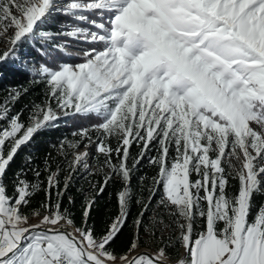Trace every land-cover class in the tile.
Returning a JSON list of instances; mask_svg holds the SVG:
<instances>
[{"label": "snow or ice", "instance_id": "obj_1", "mask_svg": "<svg viewBox=\"0 0 264 264\" xmlns=\"http://www.w3.org/2000/svg\"><path fill=\"white\" fill-rule=\"evenodd\" d=\"M57 14L69 20L52 31ZM69 40L92 47L70 52ZM0 43V78L8 65L47 86L26 120L11 114L26 88L0 101V264H264V0H0ZM33 45L41 61L21 56ZM61 119L85 124L59 159L27 155L9 194L17 155ZM93 146L103 159L90 172ZM145 159L151 176L138 175ZM77 173L103 177L79 224L63 205ZM113 180L116 211L97 232L92 211Z\"/></svg>", "mask_w": 264, "mask_h": 264}, {"label": "trees", "instance_id": "obj_2", "mask_svg": "<svg viewBox=\"0 0 264 264\" xmlns=\"http://www.w3.org/2000/svg\"><path fill=\"white\" fill-rule=\"evenodd\" d=\"M67 20H69V17L57 14L56 21L50 24L49 28L52 31H57L58 30L57 22H63ZM71 23H75V21H71ZM59 39L68 40V38L66 37H60ZM69 43L72 46L84 45L85 48L92 47V45L79 43L76 40H69ZM4 47L5 45L0 43V50H2ZM68 51L74 53L76 52L72 49H68ZM20 54L22 57L27 58L29 61L33 59L36 61L42 60V57L36 50L35 45H33L32 47H22ZM61 59L65 60L66 62L80 61L79 59H75V58L69 60L67 57H63V56H61ZM31 79L32 78L29 73L25 72L22 69L21 70L14 69L8 65L4 66L3 77L0 78V101H2L3 98L8 95L10 89L20 88L21 90H23L26 88L28 90L26 94L20 97L19 101L15 104L11 113V114H15V112L21 111L23 109V115L21 116V120L27 119L32 103L43 102L45 98V93L47 91V86L44 83H35V84L30 83ZM26 105L28 106L27 108L25 107ZM52 107L55 108L54 103L52 104ZM84 124L85 122L83 121H76L72 119H68L66 121L64 119H61L58 122L59 126L52 127L47 130H43L39 134H37L30 143V145L27 148H24L20 151V153L17 155L15 159V162L8 170L4 182L8 185L9 194L12 193L11 180H12L13 171H15L17 167L23 164L24 158L27 155H31L33 157L34 165H41L43 158L48 154H51L52 157H57V159H59L57 156V148L59 147L60 141L65 137H67L69 140L73 139L71 135L73 131H75L81 126H84ZM111 144L113 147H115L117 141L115 139H112ZM80 149H82V151L84 150L83 145H81ZM89 151H90L89 164L91 165L89 171L91 172L92 169L96 167L97 162L99 160H102L103 157L97 156L94 146ZM130 151H131V155L135 157L139 149L136 146H133ZM151 154L154 155L155 153L153 152ZM69 159H71V155H69ZM129 163H131V160L129 161ZM53 168H55V163H53ZM142 174H147L149 176L154 174V169L148 166L147 159H145L142 162L140 167V172L138 173V175H142ZM65 175H67V171L61 173L60 175L61 182L63 181ZM192 178L195 179L196 177L193 176ZM27 179L30 181L32 180V173L30 171L27 173ZM43 179L44 176L42 175L41 180ZM102 181H103V177L97 174L77 173L76 176L74 177L73 182L69 187L68 193L63 199V205L64 207L69 208L70 211L74 214V217L78 224L80 223V219H81L84 197L85 195H90L92 192L91 184ZM230 184L234 186L230 187L228 191L235 193L238 187L237 182L235 180H231ZM132 185L133 188L137 187L136 179H133ZM61 187H63L62 183H61ZM119 187H120L119 184L115 180H113L108 185L104 193L98 196L97 198L96 205L92 211V219L89 221V223H94L96 225L97 232H100L103 229L108 217L113 215L116 211L114 194ZM68 196H71L73 198L74 201L73 204H69ZM43 199H44V193L41 191L36 195H34V197H32L30 206L24 208L23 211L26 213H30V209L38 206L43 201ZM254 200L256 206L258 207L259 204L262 201H264V194L255 195ZM136 211H137L136 208H133V216H135ZM253 211H255V209ZM167 219L168 218L165 216L166 222ZM129 224H131V217L129 219ZM130 235H131V229L130 227H126L112 247L117 252L123 251L127 246ZM166 237H167V233L165 234V238ZM169 252L172 254L174 258H178L181 252V248L177 245L175 248H170Z\"/></svg>", "mask_w": 264, "mask_h": 264}, {"label": "rangeland", "instance_id": "obj_3", "mask_svg": "<svg viewBox=\"0 0 264 264\" xmlns=\"http://www.w3.org/2000/svg\"><path fill=\"white\" fill-rule=\"evenodd\" d=\"M81 26H83V25H81ZM85 26H87V25H85ZM1 44H3V43H1ZM73 47H75V48L73 49ZM69 49H72V50H74V51H80V50H83V49H86V48H85L84 45H79V47H77V46H72V47H69ZM79 62H81V61H79ZM79 62H69V63L75 64V63H79ZM78 150H79V151H82V149H78Z\"/></svg>", "mask_w": 264, "mask_h": 264}, {"label": "water", "instance_id": "obj_4", "mask_svg": "<svg viewBox=\"0 0 264 264\" xmlns=\"http://www.w3.org/2000/svg\"><path fill=\"white\" fill-rule=\"evenodd\" d=\"M181 251H182V249H181Z\"/></svg>", "mask_w": 264, "mask_h": 264}]
</instances>
